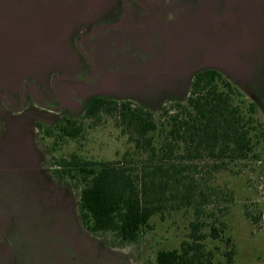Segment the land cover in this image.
<instances>
[{"label":"rangeland","instance_id":"374dc122","mask_svg":"<svg viewBox=\"0 0 264 264\" xmlns=\"http://www.w3.org/2000/svg\"><path fill=\"white\" fill-rule=\"evenodd\" d=\"M47 1L50 2L45 0L36 12L39 20L51 14L55 42L38 43L39 47L35 46L31 53L29 48L18 50L10 56V61H15V69L32 81L35 76L40 77V72L36 70L35 76H30L31 63L39 64L36 69L54 72V77L78 78L74 77L77 67L73 47L70 44L67 57V50L61 52V42L71 29L76 31L75 36L85 38L87 25L93 26L100 17L101 13L96 14L102 3L114 0ZM20 3L21 0H0L1 31L8 26L14 7ZM164 3L166 17L152 16L148 28L136 27L134 33L125 37L126 30L135 27L127 7L129 16L122 17L117 22L118 30L114 29L122 34L114 37L115 45L113 33L106 30L99 31L97 36L92 34L81 43V50L91 60L96 74L89 82L69 79L54 82L53 92L61 100L62 108L68 109L66 113L35 111L25 118L14 115L5 119L10 127L23 126L27 121H41L43 126L27 130L10 128L0 134V188L3 190L0 189V215H6L7 211L11 217H17L7 238L13 235L15 241L21 240L27 246L39 243L47 233L43 226L55 228L57 224L59 236L63 231L62 226H58L63 224L62 220L66 222L67 215L69 218L78 215V183L70 181L68 176L60 182L51 177L50 185L45 186L40 175L41 185L45 186L41 188L35 181L39 179L35 172L41 171L43 175L44 168L56 170V161L70 162L72 157L78 158L80 164L110 162L131 168L133 172L146 164L147 154L130 141L127 131L122 133L113 117L100 114L98 119H81L80 113L76 115L81 101L87 97L84 93L112 92L124 98L149 99L152 103L148 107L158 118V109L169 105L159 102L158 97L165 95L170 87L171 91H180L182 80L189 74L210 67L227 80L249 86L250 94L244 96V104L251 101L256 104L255 116L264 128V0H164ZM105 16L100 19H107ZM142 16L145 15L141 13ZM12 41H15L14 35ZM18 86L14 83L7 90L10 98H16ZM43 86L51 92L49 80L44 81ZM51 103L57 106L56 102ZM64 116L78 119V136L57 138L52 130V135H47L44 127ZM18 144L23 147L21 152L20 148L17 150ZM29 152L37 156L34 154L30 160ZM181 164L186 168L181 171L185 183L179 187V194L170 196L165 208L151 217L136 243L120 246L110 235L96 238L82 230L81 251L69 262L68 257H57V264H156L157 252L178 249L182 241L190 240V223L195 218L205 224L200 233L206 235L205 251L212 253L207 264H264V140L255 148L254 157L233 164L226 162L219 171H215L213 161ZM27 165L31 171L26 170ZM187 185L194 188L190 204L184 192ZM25 194L28 195L24 197ZM43 196L49 197L50 206L43 201ZM24 198L31 199L33 204L21 203ZM9 201L18 204H7ZM41 204L49 208L52 204L62 205V210H55L51 215L52 221L55 218L54 224L49 223L47 217L41 218L42 212L45 213ZM74 220L71 218V223ZM3 224L0 223V228ZM211 224L219 229L217 239L209 235ZM227 237L231 238L236 252L230 263L224 256L228 251ZM76 248L78 251L79 247ZM0 256L5 258L2 253Z\"/></svg>","mask_w":264,"mask_h":264},{"label":"trees","instance_id":"16d2710c","mask_svg":"<svg viewBox=\"0 0 264 264\" xmlns=\"http://www.w3.org/2000/svg\"><path fill=\"white\" fill-rule=\"evenodd\" d=\"M74 31L69 34L72 43ZM249 91V86L225 79L218 70L202 67L182 80L180 91L170 87L158 97L159 102L169 103L158 109V118L148 107L152 102L138 96L100 93L83 99L78 111L81 119H98L100 114L113 117L147 157L135 172L110 162L80 164L75 157L55 162L58 178L68 176L79 185L81 228L96 238L110 235L120 246L136 243L151 217L165 208L170 196L179 194L185 183L181 171L186 168L181 163L213 161L219 171L226 162L254 157L255 148L264 140V128L255 116L256 104H244ZM73 117L64 116L45 126L46 134L52 135V130L57 138L77 137L80 128ZM184 192L190 204L194 188L187 185ZM203 227L204 222L195 218L190 223V240L182 241L178 249L157 252L156 264H207L212 253L205 251ZM218 230L211 224L210 237L217 239ZM225 245L224 256L230 263L236 253L230 237Z\"/></svg>","mask_w":264,"mask_h":264},{"label":"flooded vegetation","instance_id":"af4514ba","mask_svg":"<svg viewBox=\"0 0 264 264\" xmlns=\"http://www.w3.org/2000/svg\"><path fill=\"white\" fill-rule=\"evenodd\" d=\"M46 2H50V1L46 0ZM98 2L99 1L97 0V3ZM44 4H45V0H21L19 6L16 5L14 7L13 12L15 13L13 14V18H11L10 22L8 21L9 22L8 26H5L6 28L4 27L3 31H1L3 28L2 27L0 28V111L4 113V114L3 113L0 114V134L6 132L10 128L15 129L17 127L18 128L22 127L25 128V130H27V129H34L35 127H37L38 124L42 125L41 121H34V122L27 121V123H25V125L23 126L19 124L10 127L7 126V124L5 123V119L8 118L9 116L19 115L25 118V115L33 114L35 111L36 112L41 111L43 113H56V114L66 113L68 109L64 110L62 108V103L60 102L61 100H59L55 95V93L53 92L52 88L54 82L57 79H69L73 81L89 82V80H91V78L95 76L96 70L93 68L92 62L91 60H89L88 56L82 52L80 45L84 40L89 39V37L92 34H95L97 36L99 31H105V30L106 32L111 31L113 33L112 34L113 38L115 36H122L120 32L117 33L116 30L114 29L116 27V29L118 30L117 22L120 21L122 17H124L125 15H128L127 7L130 8V16L134 18L132 19L133 20L132 24L135 27L134 30L133 29L131 31L126 30L128 33H126L125 37H128L130 34L134 33L136 27L148 28L147 26L150 25V23L152 22L151 21L152 16L154 17L157 16L160 18L167 16V12L163 10L165 4L164 0H114L109 3L104 2V4L102 3L101 8H99L100 11L96 15H99L101 13L100 14L101 18L104 15H107L105 16L108 17L107 19L102 20L99 17V19L95 21L93 26L87 25L86 27L88 28L87 36L83 39H81L79 35L75 36L76 31H74L73 35L75 38L72 43V40L69 38V34L72 30L71 29L67 32L63 41L61 42V48H62L61 52L63 53V51L65 52V50H67L68 52L67 57L70 56V51H69L71 47L70 44L73 47L71 50L73 51L72 53L74 54L73 57L76 60V67H77L75 71L76 76L74 77H78V78L54 77L52 76L54 72L49 73V71L46 72L41 69L40 70L36 69L39 64L31 63L30 72H29L30 76L32 75L35 76L34 73L36 70L38 71V73L40 72V77H38L39 79L37 78V76H35L36 78H34V81H32L30 77L23 76L22 72H18L15 69L16 62L15 61H14L15 63L11 62L10 56L14 52L18 50H22L24 48L25 49L29 48L31 53L32 52L31 49H33L35 46L36 48L39 47L38 43L44 41H51L52 43L55 42V36H54L55 33L53 30L54 28L52 25L53 20L51 19V14H48L46 16L43 15V18L39 20L36 12L37 7ZM44 11L45 10L40 9V12L42 14L45 13ZM141 13L142 15H145L147 17L145 16L141 17ZM174 16L176 18L177 14L174 13ZM105 21L107 23H102ZM91 31L93 32L92 34L89 35ZM13 35L15 36L14 42L12 41ZM113 40L115 45L116 42L115 38ZM40 65L41 66L43 65L42 68L44 69L48 68V65L46 64H40ZM46 80H49V82H51V86H52L50 88L51 92L46 91V89L43 86V83ZM14 83H18L19 86H18L16 98L12 99L14 97L10 98V96L7 94V90ZM101 93H112V92H101ZM84 94L85 96L88 97L100 93H91L90 95L86 93ZM51 101L56 102L57 106L53 107L51 105L52 104ZM79 108L76 111V114L79 113L78 112ZM54 123L55 122L49 124H51L52 126L54 125ZM23 134L24 133H22L21 135L22 137ZM20 147H21L20 144H18L17 150ZM22 149L23 147L20 148V152ZM32 150L34 151L35 148H33ZM34 154L29 152L28 158L30 160L33 159L32 157L34 156ZM35 156L37 155L35 154ZM42 162L43 159L41 163ZM28 165L25 168L26 170L28 169V171H31L29 169L32 168H30V166ZM42 171H46V173L42 175L41 171L35 172L36 175L38 174L39 176V179L36 178L35 181L38 185H40L41 188L50 185L51 183L50 179L52 178L54 179L56 177V180L58 182L62 181L63 179H66V177L58 178V176H56L55 169L53 170L52 168H47V169L44 168V170ZM40 175L46 183L45 186L41 185ZM70 181L72 180L70 179ZM0 189L1 191H3L2 188ZM27 195L28 194H25L24 197ZM43 198H44L43 201L45 203L46 202L49 203L50 206L51 202L49 200V197L43 196ZM21 203L33 204V201H31V199L29 198H24L21 201ZM7 204H18V202L9 201L7 202ZM49 206L47 207L46 204L44 205L45 213L42 212L41 218L47 217L49 223L54 224L55 218L52 221L51 215L55 210H59V209L62 210L61 208L62 205L59 206V204H52L51 208H49ZM63 211H65L64 207H63ZM5 213L6 215H2V216L0 215V223L4 222V224L0 228V254L2 253L5 256L4 259H1L2 257L0 256V264H22V262L26 264H57L58 263L56 259L57 257H61V258L68 257L67 262H69L71 261L70 258L74 257L78 252L81 251L82 241L80 240V237L81 239L84 240V237L81 236V231L84 229H82L80 226L78 215H74V217L70 216L71 218L75 219L74 223H71L70 221L71 218H69V215H67L68 218H66V222L62 220L63 224L58 225V226H62L63 228V231L59 236L58 234L60 231L56 229L57 224H55L56 226L55 228H52L53 225L43 226L44 229H46L47 233L40 238L41 242L28 243L26 241V243H28L27 246V244L25 245L22 244L21 240L15 241L13 235L11 239H9V237L7 238V235L8 236L10 235V227L14 223L13 219L17 217L16 216L11 217L10 212L7 213V211H5ZM18 239L20 238L18 237ZM75 239L77 240V242ZM68 245H71V248H68L67 247ZM76 247H79L78 251ZM56 248L59 251V253L58 251L57 252L55 251ZM80 256H82V254ZM60 264H65V263H60Z\"/></svg>","mask_w":264,"mask_h":264},{"label":"water","instance_id":"95a60500","mask_svg":"<svg viewBox=\"0 0 264 264\" xmlns=\"http://www.w3.org/2000/svg\"><path fill=\"white\" fill-rule=\"evenodd\" d=\"M92 32H93V31H91V32L89 33V35L92 34Z\"/></svg>","mask_w":264,"mask_h":264}]
</instances>
